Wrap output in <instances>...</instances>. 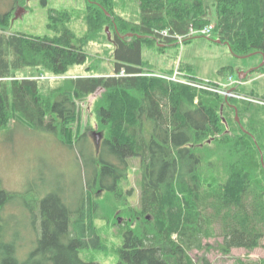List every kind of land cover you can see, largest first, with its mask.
I'll return each instance as SVG.
<instances>
[{
	"label": "trees",
	"instance_id": "16d2710c",
	"mask_svg": "<svg viewBox=\"0 0 264 264\" xmlns=\"http://www.w3.org/2000/svg\"><path fill=\"white\" fill-rule=\"evenodd\" d=\"M11 1L0 12V132L20 124L54 133L67 147L91 148L88 134L97 127L101 139L90 168L85 164L92 172L87 204L83 199L75 214L58 196L44 200L32 224L35 247L23 261L18 232L1 218L19 195L4 190L0 178V264H98L80 253L106 249L99 221L124 230L117 264H210L213 248L228 256L262 247L264 106L168 82L148 68L143 48L163 51L216 30L234 56H264V0H135L134 9L128 0H86L82 35L72 28V12L52 9L50 35L43 37L10 31L20 0ZM166 30L169 36L161 34ZM103 41L113 45L111 74L88 65L92 44ZM76 67L93 75L74 77ZM193 68L181 61L162 74L184 72L219 88ZM236 92L264 103V95L239 86ZM83 103L91 116L85 123ZM133 160H139L137 208L127 200L133 190L125 194L122 187ZM101 191L114 204L96 200ZM218 238V246L208 244ZM195 252L203 254L198 261Z\"/></svg>",
	"mask_w": 264,
	"mask_h": 264
},
{
	"label": "rangeland",
	"instance_id": "374dc122",
	"mask_svg": "<svg viewBox=\"0 0 264 264\" xmlns=\"http://www.w3.org/2000/svg\"><path fill=\"white\" fill-rule=\"evenodd\" d=\"M86 3V0H20L15 6L14 16L16 17L19 11H21V14L17 19L14 18L10 31L38 37L50 35L47 28L48 14L49 10L53 9L72 12L74 17L72 28L78 35H82L87 28L86 21H84ZM127 3L130 9H134L135 0H128ZM11 8V0H0L1 13ZM107 28L109 29V27ZM108 32L111 34V38H109L111 40L113 31L109 30ZM112 50L111 41L92 44L89 54L91 59L88 64L89 67L93 66L96 70L105 69L106 72L103 74L110 73ZM143 57L146 62L150 63L148 68L153 72H168L175 67V64L182 61L192 65L196 76L199 78L211 80L221 85L228 84L230 76L234 80H239L241 73L248 72L249 75L245 78L247 80L239 85L240 89L243 92H255L258 95H264V71L257 70L264 62L263 55L258 53L244 58L234 56L228 45L218 42L216 30L210 37L198 36V38H194L183 46H169L165 47L163 51L158 50L157 47H144ZM74 69L76 70L72 74L74 77L93 75L85 73L82 67ZM223 69L225 71L221 72ZM178 79L185 83L177 81L172 83L188 86L199 93L208 92L222 95L227 99L232 98L225 96L222 93L223 90L217 91L214 87L211 90H206L203 87L193 86L199 84L196 83V80L199 79L186 75L184 72L178 76ZM219 88L222 89L220 85ZM231 89L233 88L229 90ZM96 96L99 97L100 92ZM95 97L90 100L93 101ZM238 100L264 106L252 101ZM85 106V103H83L80 110L81 115L84 116V123L89 117L91 118ZM93 121L96 127V118H93ZM97 133H100V131L96 127L90 130L88 134V140L93 145L91 148L87 142L71 148L62 144L54 133L31 130L20 124H14L9 129L0 132V178L2 186L7 192L19 195L18 198L12 200L3 208L1 218L10 233L15 230L18 232L19 259L21 261L25 260L29 252L35 247L36 234L32 224L35 220L34 215L40 211L44 200L52 196H58L70 206L75 214L79 213L83 199L87 204L85 183L88 181V177L90 180L92 179V172L88 170V167L90 168L92 162L90 159L91 154L93 156L94 154L97 155L95 143L97 138L94 136ZM138 167L139 160H133L128 179L122 184L125 194L133 190L131 196H128L127 200L129 202H127L134 208L139 207L140 179L137 171ZM95 199L99 202H103V199L109 200L114 204L112 195L107 196L102 191L95 196ZM126 220L121 217L119 219L120 224H124ZM97 224L98 227H103L101 235L106 240V249L103 251L93 248L90 251L83 250L80 253L81 258L85 262L117 264L119 258L116 250L124 244V230H121L118 226L106 225L102 221ZM37 226H41L40 222ZM216 240L210 239L208 244L218 246L223 241L222 238ZM192 254L197 261L203 255L196 252ZM206 256L210 264H237L239 260L264 264V240L262 247L254 251L234 249L230 255L226 256L213 248Z\"/></svg>",
	"mask_w": 264,
	"mask_h": 264
},
{
	"label": "built area",
	"instance_id": "2783aa9c",
	"mask_svg": "<svg viewBox=\"0 0 264 264\" xmlns=\"http://www.w3.org/2000/svg\"><path fill=\"white\" fill-rule=\"evenodd\" d=\"M207 33V31L206 30H203L202 31V34H206ZM162 35H165V36H169V32L166 30V31H164V32H162L161 33ZM193 34V33H192ZM180 74L176 71L175 72V74H173V75H162V76H160V77H162L163 79H165V80H167V81H171V82H174V81H177V82H180V83H182V82H184V81H181V80H179L178 79V76H179ZM185 83V82H184ZM193 86H198L199 88H201V87H203L204 89H206V90H211V89H213L212 87H209V86H207V85H201V84H198V85H196V84H194ZM216 90V89H215ZM217 91H219V90H217ZM222 93H224L225 94V96H227V97H236L234 94H232L231 92H225V91H222ZM231 94V95H230ZM237 97H239V98H241V99H246V100H251V99H249V98H246V97H244V96H237ZM252 101L253 102H259V101H257V100H253L252 99Z\"/></svg>",
	"mask_w": 264,
	"mask_h": 264
},
{
	"label": "water",
	"instance_id": "95a60500",
	"mask_svg": "<svg viewBox=\"0 0 264 264\" xmlns=\"http://www.w3.org/2000/svg\"><path fill=\"white\" fill-rule=\"evenodd\" d=\"M22 11H24V10H22ZM20 14H21V11H19L17 14H16V17H15V19H17L19 16H20ZM109 31V29L107 28V32ZM108 36H109V38H111V34L108 32ZM264 65V62H263V64H262V66ZM247 75H248V73H245V74H243V75H239V79L240 80H243L244 78H246L247 77ZM237 120L239 121V119H238V116H237ZM94 136H96V138L98 139H100V137H101V134L100 133H97V134H94ZM98 139V140H99ZM262 161H263V157H262Z\"/></svg>",
	"mask_w": 264,
	"mask_h": 264
},
{
	"label": "crops",
	"instance_id": "0c3cea01",
	"mask_svg": "<svg viewBox=\"0 0 264 264\" xmlns=\"http://www.w3.org/2000/svg\"><path fill=\"white\" fill-rule=\"evenodd\" d=\"M245 93H248V92H245ZM23 126V125H22ZM23 127H25V126H23ZM27 128V127H26ZM29 129V128H28Z\"/></svg>",
	"mask_w": 264,
	"mask_h": 264
}]
</instances>
